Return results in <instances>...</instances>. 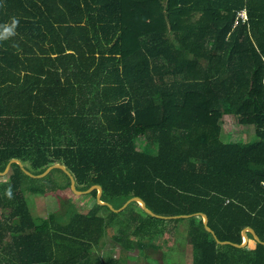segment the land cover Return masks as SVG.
<instances>
[{
    "label": "trees",
    "instance_id": "1",
    "mask_svg": "<svg viewBox=\"0 0 264 264\" xmlns=\"http://www.w3.org/2000/svg\"><path fill=\"white\" fill-rule=\"evenodd\" d=\"M13 17L16 34L0 41V171L11 158L34 174L60 162L115 208L136 195L155 213L194 215L179 227L184 216L136 201L81 211L58 193L70 189L63 169L32 177L12 162L0 264H88L115 225L127 249L139 236L145 258L156 235L179 232L191 264H264V243H219L198 214L221 241L241 243L247 226L264 241V0H0V25ZM226 115L253 125V138L223 141ZM26 192L60 205L33 216Z\"/></svg>",
    "mask_w": 264,
    "mask_h": 264
},
{
    "label": "rangeland",
    "instance_id": "2",
    "mask_svg": "<svg viewBox=\"0 0 264 264\" xmlns=\"http://www.w3.org/2000/svg\"><path fill=\"white\" fill-rule=\"evenodd\" d=\"M220 124V138L223 141H248L254 136V126L251 124L247 125L238 123L233 115L223 116ZM61 174V172L54 170L50 177L62 185L64 183V176ZM7 175V173L0 175V181L8 180L9 177ZM57 190H59L58 193L66 195V197H72L71 199L77 205V209L81 211L90 209L94 203L97 202L96 195H92L90 193L91 191L88 193H76L71 187L70 189L59 188ZM25 196L29 211L33 216H47L49 212L55 210L60 205L59 199L51 193L40 195L26 192ZM131 210H136V207L131 206ZM0 216V220L5 217L2 215L1 208ZM189 216H184L185 219L178 222L179 227L187 225L188 220L186 218ZM113 228V232L106 230V234L100 241L99 246L98 244L93 245L94 252L91 255V258L87 260L88 264H99L100 262L105 264L106 261L104 258L108 256H121L125 259L124 261L129 264H191V239H189L188 235L179 237V234H182L179 232H166L162 236L156 235L153 241L154 244L159 246L147 247L144 249V254L150 252L145 258L139 251V236H135L138 239L135 238L133 240V247L127 249L122 246L121 242L116 241L113 237V235L118 232L119 225H115ZM7 233L12 234L13 232L8 231ZM7 233L6 235L4 234V240H2L0 244V254L7 253V249H3V246L5 247L8 241V237L6 238V236H8ZM130 233L131 228L127 231L128 235H130ZM175 235H177V239L175 238ZM171 245L173 246L171 247ZM96 256H99L100 258L97 259Z\"/></svg>",
    "mask_w": 264,
    "mask_h": 264
},
{
    "label": "water",
    "instance_id": "3",
    "mask_svg": "<svg viewBox=\"0 0 264 264\" xmlns=\"http://www.w3.org/2000/svg\"><path fill=\"white\" fill-rule=\"evenodd\" d=\"M12 162H17L20 165V167L22 168V170L26 174H28L29 176H32V177H42V176L46 175L51 169H53L55 167H59V168L63 169L68 174V176L70 177V187H71V189L74 192H76V193H87V192L92 191L93 189H96V200H97V202L100 203V204L107 205L108 207H110L114 211H120V210L124 209L130 202L136 201V202H138L140 204L141 208L145 212L149 213L150 215L156 216V217L169 218V217H180V216L194 215V214H181V215L165 216V215H162V214L155 213L150 208H148V206L146 205L145 201L141 197L136 196V195L135 196H131L120 207L115 208L111 203H109V202L104 201V200L101 199L102 187H101L100 184H93V185H91L90 187H88L87 189H84V190L77 189L76 188V185H75V178H74V176L66 168V166L64 164L60 163V162L52 163L51 165L47 166L41 173L34 174L31 171H29L27 168H25L24 165H23V163L18 158H11L8 161V163L6 164V167L4 168V170L0 171V175L5 174V173L8 172V170L10 169V165H11ZM195 214H197V213H195ZM198 214H200L202 216L203 223H204L205 228L213 234V236L215 237L216 241L219 242V243H232V244H234L236 246L244 247L246 245V240L248 239V237H247V231H249L250 233L253 234V236H254V238H255L256 241L264 243V241H262L259 238V236L255 232V230L252 227H250V226L244 227L242 229V231H241L242 236L245 239L243 242H241V243H234V242H231L229 240H223V241H221V240H219L216 237L214 231L209 227V225L207 223L208 222L207 215L204 212H198Z\"/></svg>",
    "mask_w": 264,
    "mask_h": 264
},
{
    "label": "clouds",
    "instance_id": "4",
    "mask_svg": "<svg viewBox=\"0 0 264 264\" xmlns=\"http://www.w3.org/2000/svg\"><path fill=\"white\" fill-rule=\"evenodd\" d=\"M19 25V20L15 17L11 18L10 23H5L3 25H0V41H4L9 39L10 37H13L16 32V28ZM5 195L8 199L13 198V192L11 185L5 190Z\"/></svg>",
    "mask_w": 264,
    "mask_h": 264
},
{
    "label": "crops",
    "instance_id": "5",
    "mask_svg": "<svg viewBox=\"0 0 264 264\" xmlns=\"http://www.w3.org/2000/svg\"><path fill=\"white\" fill-rule=\"evenodd\" d=\"M251 234H252V233H251ZM247 237H248V239L246 240V245H245L244 247L247 248V249H253V248L256 246V243H257L258 241L255 240L253 234H252L251 237H249V236H248V233H247ZM244 240H245V239H244L243 236H242V242H243Z\"/></svg>",
    "mask_w": 264,
    "mask_h": 264
},
{
    "label": "built area",
    "instance_id": "6",
    "mask_svg": "<svg viewBox=\"0 0 264 264\" xmlns=\"http://www.w3.org/2000/svg\"><path fill=\"white\" fill-rule=\"evenodd\" d=\"M238 16L241 17L243 19V21L246 19V15H245L244 11L243 12L238 11L236 17H238Z\"/></svg>",
    "mask_w": 264,
    "mask_h": 264
},
{
    "label": "bare ground",
    "instance_id": "7",
    "mask_svg": "<svg viewBox=\"0 0 264 264\" xmlns=\"http://www.w3.org/2000/svg\"><path fill=\"white\" fill-rule=\"evenodd\" d=\"M242 12L244 11V13H245V10H241ZM245 15H246V13H245Z\"/></svg>",
    "mask_w": 264,
    "mask_h": 264
}]
</instances>
